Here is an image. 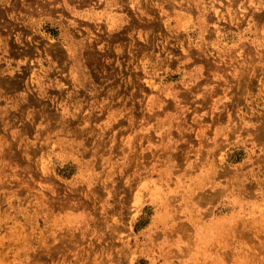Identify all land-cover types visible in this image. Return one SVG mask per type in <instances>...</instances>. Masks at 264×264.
Masks as SVG:
<instances>
[{"label":"rangeland","instance_id":"374dc122","mask_svg":"<svg viewBox=\"0 0 264 264\" xmlns=\"http://www.w3.org/2000/svg\"><path fill=\"white\" fill-rule=\"evenodd\" d=\"M0 264H264V0H0Z\"/></svg>","mask_w":264,"mask_h":264}]
</instances>
